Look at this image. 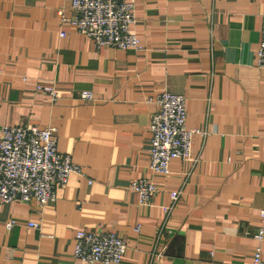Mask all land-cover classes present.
<instances>
[{
	"label": "crops",
	"instance_id": "1",
	"mask_svg": "<svg viewBox=\"0 0 264 264\" xmlns=\"http://www.w3.org/2000/svg\"><path fill=\"white\" fill-rule=\"evenodd\" d=\"M70 4L0 0V135L53 127L57 151L79 166L52 202L0 203V264H85L73 257L79 229L122 238L118 264H250L264 227V0H136L140 48L127 50L96 48L63 20ZM163 90L185 97L187 129L207 133L167 176L148 169ZM139 178L157 187L149 205L130 187Z\"/></svg>",
	"mask_w": 264,
	"mask_h": 264
},
{
	"label": "built area",
	"instance_id": "2",
	"mask_svg": "<svg viewBox=\"0 0 264 264\" xmlns=\"http://www.w3.org/2000/svg\"><path fill=\"white\" fill-rule=\"evenodd\" d=\"M136 0H71L70 7L76 12L73 19H66L79 33L90 38L96 48L139 49L140 39L131 32L135 21ZM61 36L63 33L61 32ZM256 66L264 68V9ZM36 91L48 93L56 99L52 87L37 86ZM85 100L91 99L87 91L80 93ZM157 109L151 115V134L148 169L154 175L170 174L169 162L186 159L191 154V139L195 134L205 136L206 131L187 129L186 99L183 95L161 91L155 99ZM79 166L69 155L56 149L55 128H38L33 125H4L0 135V203L13 200L27 202L34 199L39 206L55 200V190L63 187ZM131 189L138 195L139 204L149 205L157 187L152 180L139 178L131 182ZM180 190L169 192V203L161 206L167 215L176 206ZM264 221V208L259 210ZM15 224L10 219L7 229ZM38 227V223H28ZM257 245L250 264H262L264 227L255 234ZM73 257L85 264H118L125 250V241L113 232H96L79 229L75 233Z\"/></svg>",
	"mask_w": 264,
	"mask_h": 264
}]
</instances>
